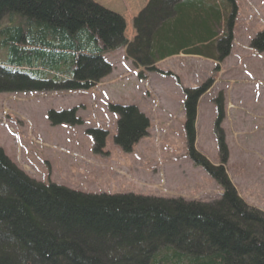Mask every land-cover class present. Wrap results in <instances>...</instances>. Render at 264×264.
Segmentation results:
<instances>
[{"label":"trees","instance_id":"obj_1","mask_svg":"<svg viewBox=\"0 0 264 264\" xmlns=\"http://www.w3.org/2000/svg\"><path fill=\"white\" fill-rule=\"evenodd\" d=\"M235 10L234 0H148L128 42L123 15L96 0H0V92L90 90L112 71L104 55L123 47L150 71L177 55L221 60ZM206 87L185 90L186 126L190 157L216 179L220 199L46 184L0 145V264H264V211L239 195L224 165L213 167L195 149ZM111 108L121 114L116 142L129 151L148 134L149 120L135 105Z\"/></svg>","mask_w":264,"mask_h":264},{"label":"rangeland","instance_id":"obj_2","mask_svg":"<svg viewBox=\"0 0 264 264\" xmlns=\"http://www.w3.org/2000/svg\"><path fill=\"white\" fill-rule=\"evenodd\" d=\"M96 1L123 15L132 41L133 20L148 0ZM234 4L233 39L221 60L179 55L150 71L123 47L104 55L112 71L90 90L0 92V145L46 184L214 202L223 189L190 157L186 126L185 90L207 83L196 108L195 149L213 167L224 165L239 195L264 211V0ZM116 104L135 105L149 120L148 134L129 151L116 142ZM51 110L70 112L51 117Z\"/></svg>","mask_w":264,"mask_h":264}]
</instances>
